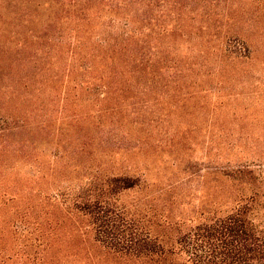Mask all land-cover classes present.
<instances>
[{"label": "rangeland", "instance_id": "rangeland-1", "mask_svg": "<svg viewBox=\"0 0 264 264\" xmlns=\"http://www.w3.org/2000/svg\"><path fill=\"white\" fill-rule=\"evenodd\" d=\"M68 1L0 0V32L5 34L0 57L10 50L11 58L6 57L14 59L10 32L30 41L32 35L73 29L75 24L66 18L74 19ZM138 2L136 60L151 67L147 81L143 76L137 80L134 95L103 100L89 94L87 106L82 101L88 94L82 92L68 113L77 115L67 121L60 119L67 84L58 78L52 103L44 106L52 118L48 135H22L35 142L30 153H39L43 164L26 155L5 153L0 158V199L3 193L16 195L0 210V264H142L100 246L84 220L76 221L64 204L43 197V192L52 193L51 183L67 192L65 188L89 175L66 167L74 162L73 146L89 141L98 148L91 171L100 164L107 173L137 168L136 175L144 174L146 183L123 194L120 202L154 208L152 213L145 210L146 219L155 213L181 215L187 224L188 218L197 220L209 210H231L237 197L249 199L252 191L257 193L251 202L253 219L264 226V0H149L147 8ZM110 18L104 17L103 26ZM3 58L0 85L12 78L8 58ZM73 86L68 84L69 94ZM7 115L0 106V127L11 124ZM86 115L91 125L70 121ZM89 159L84 156L80 162L90 164ZM53 161L65 167L55 173ZM241 165L256 174H242L245 178L238 180L218 173H236ZM13 181L18 183L16 193L5 186ZM168 183L169 190L164 187ZM175 235L167 229L163 238ZM183 258L173 264H186Z\"/></svg>", "mask_w": 264, "mask_h": 264}, {"label": "trees", "instance_id": "trees-1", "mask_svg": "<svg viewBox=\"0 0 264 264\" xmlns=\"http://www.w3.org/2000/svg\"><path fill=\"white\" fill-rule=\"evenodd\" d=\"M140 1L144 2L145 8L148 7L149 0ZM137 2L138 0H69L68 6L73 9L74 19L68 16L66 18L75 24L70 31L46 33L45 37L48 38L32 35L28 37L30 41L10 32L14 59H9L10 50H4L0 58L9 57L8 68L12 78L0 85V106L5 115L8 113L6 122L11 124L0 127V158L5 153L11 156L26 155L29 158L35 157L40 166L43 164L39 153V156L30 153L37 148L35 142L22 139V135L25 132L34 133L35 136L46 132L48 135V121L52 118L44 112V106L52 103L58 78L62 79V84L65 78L64 84L74 85L71 94L66 86L61 95L60 112L63 116L60 119L67 121L71 115H77L68 113L76 107L77 98H82V92L88 94L87 99L82 101L87 106L91 103L89 94H98L103 100L114 96L134 95L138 90L137 80L143 76L147 81L151 67L139 64L136 60L133 26ZM61 5L63 8L64 3ZM105 16L112 18L103 26ZM3 37L5 34L0 32V44ZM77 76L81 77L79 81L75 80ZM40 94L42 96L39 99ZM38 116H42V120H38ZM72 117L70 121L75 124H92L89 115L82 120L78 116ZM14 133L19 134L18 137H12L11 134ZM90 143L73 146L70 158L74 162L66 166L73 171H88L89 175L84 181L76 180L71 189L65 188L67 192L61 191L62 186H53L51 183L50 186L54 187L51 188L52 193L47 195L43 192V197L50 199L53 204H64L73 212L76 221L84 220L91 229L94 241L100 246L142 264H173L181 257H184L186 264H264V226L256 223L252 216L251 202L254 201L256 192L251 191L249 199L244 200L243 195L237 197L235 206L227 212L209 210L197 220L188 218L187 224L181 215L167 217L155 213L150 219H146L145 210L152 213L154 208L146 206L144 209V203L140 202L135 206L120 202L123 194L146 183L144 174L136 175L134 172L137 168H130L120 174L107 173L100 164L91 171L95 164L92 160L97 159L98 148L93 149ZM131 149L135 150V147ZM84 156L90 158V164L80 162ZM64 167L59 166L58 161L51 164L55 173ZM241 167L236 173H218L242 180L257 172L248 170L245 165ZM2 172L8 174L4 170ZM242 174H246L245 177ZM42 178L45 179L43 176ZM7 184V190L14 193L19 190L15 181ZM43 184L49 185L48 181ZM0 187L4 188V185L1 184ZM164 187L169 190L172 184H165ZM36 194L38 196V192ZM12 195L14 196L9 197L6 193L1 194L0 204L3 208L0 210L4 211L7 198L11 201L16 198L15 194ZM58 211L62 212V208ZM157 215L160 216L155 217ZM52 217L54 214L51 219ZM153 227L164 232L173 229L176 235L171 240H164V232L158 230L159 232L154 233Z\"/></svg>", "mask_w": 264, "mask_h": 264}]
</instances>
